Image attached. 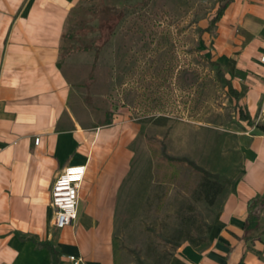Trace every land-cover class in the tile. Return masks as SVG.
Masks as SVG:
<instances>
[{
    "label": "crops",
    "instance_id": "0c3cea01",
    "mask_svg": "<svg viewBox=\"0 0 264 264\" xmlns=\"http://www.w3.org/2000/svg\"><path fill=\"white\" fill-rule=\"evenodd\" d=\"M81 1L0 0V264H68L69 255L117 264L115 213L136 131L115 121L83 127L74 114L72 87L57 62L66 20ZM213 47L254 124L264 127V0H229ZM252 128L206 241L183 242L169 264H264V213L248 241L243 229L248 201L264 194V131ZM82 164L77 217L57 230L52 182L65 166Z\"/></svg>",
    "mask_w": 264,
    "mask_h": 264
},
{
    "label": "rangeland",
    "instance_id": "374dc122",
    "mask_svg": "<svg viewBox=\"0 0 264 264\" xmlns=\"http://www.w3.org/2000/svg\"><path fill=\"white\" fill-rule=\"evenodd\" d=\"M228 2L84 0L68 15L64 30L73 38L63 39L60 60L80 125L115 121L136 131L115 213L117 264H169L176 243L206 241L240 174L253 126L239 120L238 105L210 64L214 18ZM222 70L246 109L237 81ZM167 157L192 161L229 182L216 183L221 191L210 205L205 179Z\"/></svg>",
    "mask_w": 264,
    "mask_h": 264
},
{
    "label": "trees",
    "instance_id": "16d2710c",
    "mask_svg": "<svg viewBox=\"0 0 264 264\" xmlns=\"http://www.w3.org/2000/svg\"><path fill=\"white\" fill-rule=\"evenodd\" d=\"M228 3H226L218 12L217 15L214 18V22H218L219 19L222 17L223 12L225 8L227 7ZM64 38H73V35L71 33L66 32L65 30L63 31L62 34V41ZM63 44L61 42L60 45V58H62V51H63ZM72 48H69L68 50H71ZM66 50V51H68ZM90 50L89 46L83 47V51H88ZM210 64L216 68V80L222 84V86L227 90V94L229 95L230 99L234 100L236 102L237 108H238V118L240 121L246 122L249 126H255L257 129L264 131V127L261 126L260 124H252L251 123V117L247 111V109L243 108L240 104L239 101L241 99V93L234 88L232 85V82L227 79L224 75V72L222 70V64L217 61V60H212L210 59ZM57 65L59 69H61V60L57 62ZM240 105V106H239ZM108 122L107 124H109ZM167 160L172 163H179V164H185L189 168L193 170L195 173H199L203 179H205V182H207V185L204 184V189L203 193L205 195V198L209 201V204H213L216 195H218L221 191L220 186H216L217 182H219L221 185L228 183L224 178L219 177L216 174H211L204 169L200 168L196 164H194L192 161H189L184 158H172V157H167ZM219 185V184H218ZM264 213V194L262 196L255 197L254 199L248 201L247 203V217L245 222L243 223V229H244V240L248 241L251 239L249 236V233L257 231L258 230V222L259 219ZM211 227L207 228V233L209 234ZM183 242H188L193 246H198L200 243H202V240H195L190 237L185 238ZM44 246H47L52 253V256H55V252L52 247H50L47 243H43ZM177 247L180 246V244L176 243ZM113 247H114V254L117 255V240L114 238L113 239ZM248 250H252L251 247H248Z\"/></svg>",
    "mask_w": 264,
    "mask_h": 264
},
{
    "label": "built area",
    "instance_id": "2783aa9c",
    "mask_svg": "<svg viewBox=\"0 0 264 264\" xmlns=\"http://www.w3.org/2000/svg\"><path fill=\"white\" fill-rule=\"evenodd\" d=\"M259 62L264 65V51L259 56ZM39 138L34 139L38 144ZM86 165H68L53 180L50 188V207L52 209L51 225L61 230L77 217L79 189L84 180ZM68 264H86L80 256H67Z\"/></svg>",
    "mask_w": 264,
    "mask_h": 264
}]
</instances>
